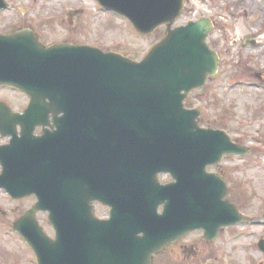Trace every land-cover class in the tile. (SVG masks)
<instances>
[{"label": "water", "instance_id": "obj_1", "mask_svg": "<svg viewBox=\"0 0 264 264\" xmlns=\"http://www.w3.org/2000/svg\"><path fill=\"white\" fill-rule=\"evenodd\" d=\"M95 1L139 35L161 26L166 34L140 62L86 45L45 48L30 29L0 35V85L29 98L23 115L0 103V134L12 136L0 147V187L13 198L37 199L13 224L37 264H151L154 254L193 231L209 242L220 228L247 220L224 200L225 182L206 172L225 155H246V148L222 131L200 128V113L183 107L187 93L217 72L218 56L205 43L212 23L201 18L172 29L183 0ZM6 7L0 0V10ZM50 114L57 134L103 133L104 195L87 186L92 180L69 174L62 140L31 139L33 126ZM17 125L21 139L13 134ZM125 146L129 159L119 151ZM160 173L173 182L160 186ZM92 200L109 208L108 219L95 218ZM37 212L48 213L54 239ZM258 249L264 251L263 240Z\"/></svg>", "mask_w": 264, "mask_h": 264}, {"label": "rangeland", "instance_id": "obj_2", "mask_svg": "<svg viewBox=\"0 0 264 264\" xmlns=\"http://www.w3.org/2000/svg\"><path fill=\"white\" fill-rule=\"evenodd\" d=\"M7 10L0 12V34L20 29H31L43 46L56 43L86 45L104 52H116L140 61L157 43L154 33L138 35L127 20L101 9L94 0H4ZM259 10V0H189L188 19L196 13L210 15L217 22L211 35L216 41L225 32L224 27L232 13ZM183 22V20H182ZM181 24L177 21L174 26ZM221 50H224L222 43ZM225 57L220 56L219 72L202 90L191 96V107L200 112L199 125L204 128L222 130L238 145L247 148L246 156H226L208 172L219 174L228 190L226 200L234 204L239 212L251 221L264 218V114L256 111L264 101L260 90L251 91L231 86L225 76ZM0 101L13 110L27 106L28 100L18 91L0 87ZM189 105V101L187 102ZM236 203V204H235ZM30 204L27 199L24 206ZM9 204L0 193V209L4 218L11 216ZM106 214L98 210V215ZM43 231L50 238L53 230L46 213L36 215ZM264 239V228L246 225L223 228L217 238L205 243L202 232H192L179 247L158 257L154 264H264V255L257 243ZM182 246L184 248H182ZM0 264H34L32 251L25 243L7 237L0 238ZM12 258H8L13 253Z\"/></svg>", "mask_w": 264, "mask_h": 264}, {"label": "flooded vegetation", "instance_id": "obj_3", "mask_svg": "<svg viewBox=\"0 0 264 264\" xmlns=\"http://www.w3.org/2000/svg\"><path fill=\"white\" fill-rule=\"evenodd\" d=\"M188 3L189 0H184L183 11L180 18L178 19V21H181V24L177 26H184L189 22H194L197 20L188 19L191 12L187 11ZM208 18L212 23L213 28L207 37V44L209 49L216 52L219 58L216 75H218L219 72L220 56L223 52L226 64L225 76L229 82V85L231 86V92H233L236 87L251 90L253 92L256 90L264 92V0H259L258 12L243 11L232 13L229 16L228 21L226 22V25L224 27L225 32L223 33V36L221 34L220 37L216 39V41H211V35H213L214 31L217 29V22L212 16H209ZM165 32V26L159 27L154 32L157 36V42L164 36ZM222 43L224 44L223 51L221 50ZM216 75L212 78L207 77L204 86L208 85L213 80V78L216 77ZM203 87L192 90L186 95L183 102L184 107L186 109H192V107L190 106L191 96L202 90ZM262 96H264V93ZM188 101L189 105L187 104ZM10 110L14 114L23 115L26 111V106L18 110H13L10 108ZM256 111H259L256 116L264 114V101L262 102L261 107H258ZM56 132L57 127L54 124L53 116L50 114L46 118L45 124L33 126V130L30 134V137L33 141L46 135H48L52 140L55 139L54 141H56L57 138L62 140L64 142L67 152V158L70 163L71 172H69V174L80 175L82 176V178L92 180V182L87 183V186L90 187L92 191H96L98 195H104L105 184L103 178L105 175V149L103 133L99 131L91 132L90 130H87L83 133L77 131H69L57 134ZM21 133V127L17 125L13 131V134L14 136H16V138L21 139ZM11 138V135L2 136L0 134V147L8 146L10 144ZM234 143L238 144V141H234ZM119 151L123 154L126 159H129L132 156V149L128 146L120 148ZM75 169H78V171H76ZM2 171L3 166L0 163V175ZM17 173L18 179H21L24 174V171L18 170ZM219 176L223 179L221 175ZM156 180L160 186H165L172 182L170 175L167 173L157 174ZM0 193L4 195L6 201L9 204L16 205L14 207L15 209L10 210L11 216L9 218H4L3 215L5 216V213L0 209V238L4 237L7 239L8 237L12 240H15L16 242H19L20 245L23 246V243L25 242L22 237L18 234V232L14 231L13 224L28 209L35 205L37 199L34 195L13 198L10 196V192L1 187ZM26 199L30 202V204L25 207L24 202ZM90 206L92 207L96 218L106 219L108 217L109 208L104 206L99 200H92L90 202ZM98 210H104L106 211V214H104L103 216H99ZM157 212H162V206L158 207ZM244 224L264 228V219L261 221L249 220ZM221 231L222 229L219 230L218 235L219 233H221ZM188 235L180 238L172 244L165 246L160 253L154 254L152 256L151 264H154L155 260L158 257L165 255L168 251L174 248L179 247L180 244L186 239V237H188ZM261 240L264 241L263 238L259 241ZM256 247L258 249V244ZM182 248L184 247L182 246ZM258 251L262 255H264V251H261L259 249ZM6 253L7 252L1 249L0 247V254L5 256ZM13 254L14 252L9 254L7 260L9 258H12L11 255ZM33 258L34 264H37V260L34 254Z\"/></svg>", "mask_w": 264, "mask_h": 264}]
</instances>
